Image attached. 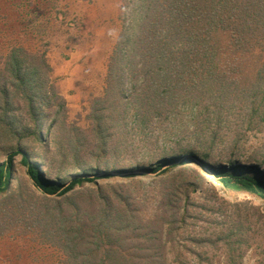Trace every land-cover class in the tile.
Instances as JSON below:
<instances>
[{"label": "rangeland", "instance_id": "rangeland-1", "mask_svg": "<svg viewBox=\"0 0 264 264\" xmlns=\"http://www.w3.org/2000/svg\"><path fill=\"white\" fill-rule=\"evenodd\" d=\"M135 3L136 0H0V72L15 47L45 58L51 67L46 76L50 96V105L45 107L50 116L45 126L46 146L40 147L31 136L25 139V145L54 170L61 164L69 174L79 171L73 158L77 141H81V163H95L91 155L92 150H97V144L92 143V112L100 104L98 100L106 97L109 61L120 36L126 26L131 29L137 22ZM13 101L15 112L29 120L24 101L16 97ZM229 104L226 110L210 102L194 109L187 107L167 120L152 118L145 129L141 125L132 128L131 112L126 120L129 126L124 130L122 121L109 120L114 129L109 151L102 159H115V167L149 165L171 155H198L199 160L184 164L178 159L167 171L154 174L100 179L99 188L86 183L69 196L56 194L45 199L43 208L54 216L75 217L79 213L93 222L103 207L113 218L125 212L129 227L123 233L124 246L138 252L137 247L159 244L151 239L152 233L159 234L156 229H164L162 237L167 239L165 222L180 220L183 213L178 210L187 206L186 228L178 232L177 250L167 254L166 264H178L174 261L178 254L184 264H196L197 253L219 261L214 264H222L229 255L235 256L239 264H264V198L247 189H233L217 177L209 179L205 173L210 172L200 162V153L210 152L207 160L215 167L239 163L251 167L250 171L264 180V84L256 92L248 90L234 96ZM204 107L210 112H203ZM50 124L52 128L48 130ZM4 142L9 141L0 139V145ZM16 158L18 176L29 181L21 156ZM3 160L5 156L0 155V162ZM16 196L5 206L0 264L98 263L100 253L84 263L82 256L73 257L63 247L47 241L40 229L30 228L32 209L18 204L23 194ZM234 223L241 226L238 232L230 238H220L223 234L218 229ZM191 234L206 238L194 242ZM107 247L116 249L113 244Z\"/></svg>", "mask_w": 264, "mask_h": 264}, {"label": "trees", "instance_id": "trees-1", "mask_svg": "<svg viewBox=\"0 0 264 264\" xmlns=\"http://www.w3.org/2000/svg\"><path fill=\"white\" fill-rule=\"evenodd\" d=\"M135 12L136 24L131 29L124 28L117 49L110 57L106 97L98 100L100 104L95 105L92 112V143L97 144V150H92L91 155L95 163H81L78 150L81 141H77L73 158L79 171L74 174L63 171L61 164L52 169L25 145V139L31 136L40 147L46 146L45 126L50 119L45 111L50 105L46 76L51 67L45 58L23 47L10 51L0 72V139L9 141L0 145V155L5 156L0 162V212L3 211L0 234L5 206L14 201L16 195L23 194L18 204L26 210L32 209L29 227L40 229L47 241L63 247L73 257L82 256L84 263L100 253L95 264H166L167 254L177 250V234L187 225V206L179 208L178 212L183 213L180 220L165 222L167 239L162 237L164 229H153L160 236L152 233L151 239L158 240L159 244L137 247L136 252L124 246L126 235L123 233L129 227L125 224L129 218L127 213H118L117 218H113L103 207L95 222L83 219L79 213L75 217L74 214L54 216L43 208L45 199L56 194L69 196L86 183H94L99 188L100 179L167 171L178 159L184 164L199 160L198 155L196 158L171 155L149 165L115 167V159H102L109 151L114 129L109 120L122 121L124 130L129 126L126 120L131 112L132 128L141 125L145 129L152 118L167 120L184 108L194 109L205 102L226 110L234 96L248 90L256 92L264 84V0H136ZM14 97L24 101L29 120L15 112ZM208 110V107L202 108L203 112ZM46 128L51 129L52 124ZM215 138L213 136V141ZM201 154L203 169L233 189H247L264 198V180L250 171L251 167L239 163L215 167L207 160L210 152ZM18 156L29 181L17 174ZM31 203H36L35 207L30 206ZM224 227L217 231L223 234L220 238H230L241 226L234 223L224 224ZM190 236L194 242L206 238ZM108 244L116 245V249L107 247ZM195 255L196 264L217 261L202 253ZM179 258L178 254L174 261L184 264ZM222 264L239 263L235 256L229 255Z\"/></svg>", "mask_w": 264, "mask_h": 264}, {"label": "bare ground", "instance_id": "bare-ground-1", "mask_svg": "<svg viewBox=\"0 0 264 264\" xmlns=\"http://www.w3.org/2000/svg\"><path fill=\"white\" fill-rule=\"evenodd\" d=\"M205 174H206L207 177H209V179H213V180H215V179H214L215 176H214L213 174H211V173H205ZM215 182H216V181H215Z\"/></svg>", "mask_w": 264, "mask_h": 264}]
</instances>
